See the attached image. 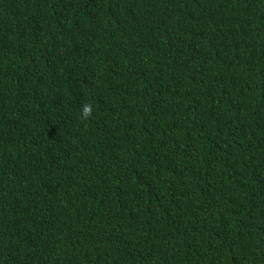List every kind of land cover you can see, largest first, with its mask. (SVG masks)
Instances as JSON below:
<instances>
[{"label": "trees", "instance_id": "trees-1", "mask_svg": "<svg viewBox=\"0 0 264 264\" xmlns=\"http://www.w3.org/2000/svg\"><path fill=\"white\" fill-rule=\"evenodd\" d=\"M0 264H264V0H0Z\"/></svg>", "mask_w": 264, "mask_h": 264}]
</instances>
